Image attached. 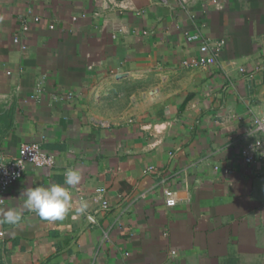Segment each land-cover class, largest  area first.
Masks as SVG:
<instances>
[{"label": "crops", "instance_id": "obj_1", "mask_svg": "<svg viewBox=\"0 0 264 264\" xmlns=\"http://www.w3.org/2000/svg\"><path fill=\"white\" fill-rule=\"evenodd\" d=\"M256 118L264 0H0V149L55 160L3 194L0 264H264Z\"/></svg>", "mask_w": 264, "mask_h": 264}, {"label": "built area", "instance_id": "obj_2", "mask_svg": "<svg viewBox=\"0 0 264 264\" xmlns=\"http://www.w3.org/2000/svg\"><path fill=\"white\" fill-rule=\"evenodd\" d=\"M185 1V0H184ZM166 4V0H160ZM212 3H217V0H212ZM27 27L23 26L22 31H26ZM187 38L192 41H199L198 56L191 62L192 67H207L215 65L218 62L219 56L225 46V41L210 40L202 38L199 34L188 35ZM14 43H18V38H13ZM186 64V63H185ZM187 65V64H186ZM7 74H10L7 72ZM37 92H41L40 87H37ZM70 96V95H69ZM255 131L264 135V119H254ZM242 158L245 164L252 165L255 163H262L264 165V138L256 139L249 142L242 150ZM55 164L54 156L46 153L38 143H22L17 153L13 156H7L0 149V203H3V194L16 182H18L24 175L27 166L31 165L35 168L44 169L51 168ZM218 168L215 167V170ZM155 170L153 166L147 168V172ZM224 173H228L225 171ZM184 187L187 185L184 183ZM105 190L98 188L95 190L96 198L100 201L101 210H109V204L106 200L102 199ZM163 199L166 207H174L179 199L176 197V192L171 189L163 190ZM189 202V198L186 200ZM86 219L89 223H95L93 215H87ZM2 235V233H0Z\"/></svg>", "mask_w": 264, "mask_h": 264}]
</instances>
